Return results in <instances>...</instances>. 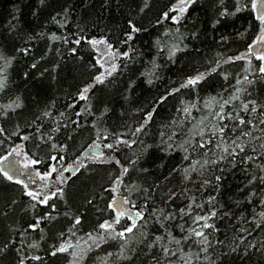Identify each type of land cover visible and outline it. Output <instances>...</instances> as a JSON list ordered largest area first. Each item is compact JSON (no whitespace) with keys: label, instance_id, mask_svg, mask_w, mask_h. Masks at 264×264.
<instances>
[{"label":"snow or ice","instance_id":"obj_1","mask_svg":"<svg viewBox=\"0 0 264 264\" xmlns=\"http://www.w3.org/2000/svg\"><path fill=\"white\" fill-rule=\"evenodd\" d=\"M112 2L104 0V6ZM115 2L119 8L124 0ZM152 2L141 0L119 31L102 29L100 36L86 38L77 25L75 39L45 31L48 24L27 33L19 26L20 9H14L8 36L22 43L0 46V185L5 192L0 259L48 264L38 254L46 239H52L44 249L47 256H64L65 264H250L255 255L264 257V0H231L230 6L215 0L212 32L219 33L241 13L251 14L256 30L244 51H218L203 70L196 68L173 81L175 86L148 109L121 105L117 112L111 101L95 98L102 90L98 86L119 84L130 73L121 94L128 101L138 80L151 87L160 79L157 58L175 64L179 53L189 51L186 42L201 37L199 21L190 13L200 0H171L152 27L165 21L174 27H166L150 42L149 51L155 49L151 67L133 70L130 65L145 55L136 42L142 34H151L137 16L146 14ZM48 7V0H38L32 15L38 18ZM72 12L71 3L61 6L49 14V24L66 29ZM250 31L252 26L237 30V38H246ZM229 39L222 34L216 44L226 47ZM39 40L57 56L60 49L53 45H75L69 52L87 69L88 79L64 111L55 101L40 107L36 97L33 108L9 72L17 57L28 56L29 45ZM39 64L32 62L30 69ZM59 67L54 62L40 76ZM29 75L24 72L23 79ZM205 84L219 90L202 96ZM169 97L178 100L174 115L156 125L158 108ZM85 132L86 146L70 155ZM101 168L107 183L87 199L95 219L86 220L67 199L66 173L75 176ZM230 178L237 181L234 187ZM13 185L21 198L9 194ZM21 213L22 219L31 217L26 226L16 219ZM61 218L67 226L57 228L53 239L41 225L55 227Z\"/></svg>","mask_w":264,"mask_h":264},{"label":"trees","instance_id":"obj_2","mask_svg":"<svg viewBox=\"0 0 264 264\" xmlns=\"http://www.w3.org/2000/svg\"><path fill=\"white\" fill-rule=\"evenodd\" d=\"M141 0H124L121 7H117L115 0H113L111 7L104 6V0H48L49 7L47 9H41L38 13V18L32 15L33 11H36L38 0H0V46L9 47L13 44L22 43L19 40H12L8 36L7 24L12 19V13L15 8H19L20 12L17 13L20 16L19 26L22 30L27 33L40 31L44 28L45 24H48L49 29L56 31L57 35L66 34L70 39H75L77 33V25L84 29L83 35L86 38L98 37L102 34V29H119L125 24L126 18L129 13L136 8ZM171 0H153L152 7L146 11V14L137 16V21L143 23L149 27V34H142L137 40L136 45L141 51L145 53L140 60L130 67L133 70H139L140 72L147 71L150 67V58L152 57L155 49L149 51V44L155 40L158 35L166 27H174L169 21H165L156 28L152 25L161 11L167 10ZM71 3L73 6V12L71 21L66 29H58L56 26L49 24L48 17L50 13L54 14L56 9L61 6ZM225 3L230 6L231 0H225ZM196 11L190 10L191 16L199 21L198 27L201 32V37L197 41H187L189 45V51L179 53L177 55V62L171 64L166 60L157 58V63L161 64L162 67L159 71L160 79L156 80L155 83L149 87L146 83H142L140 80L137 81V88L133 91L130 100L125 101L122 97L124 91L123 81L127 80L130 73H125L121 78L119 84H113L111 87L98 86L102 90L96 93L97 100H108L112 102L117 112L121 110V105L124 108L131 109H148L153 102L161 95H163L167 89L174 87L173 81H179L183 79L186 74H193L196 68H201L205 62L211 59L217 54V52H224L228 49L229 55L236 53L237 51H244L245 45L252 37L255 26L254 21L250 13H241L238 17L233 18L229 21V26L222 28L219 33L212 32L210 29V21L216 10L215 0H200V4L194 6ZM234 25V27L232 26ZM252 26V31L248 33V36L244 39L237 38V30H243ZM189 27L191 24L189 23ZM183 30V29H182ZM228 35L229 43L226 47H218L216 40L219 39L220 35ZM15 35V34H13ZM44 40H39L32 47V51L28 56H18L14 62L13 68L9 69L10 74L14 77L16 86L19 92L25 97L26 101L33 106V97H36L40 107L56 102L57 108L60 111H64V105L70 102L72 95L75 94L77 87L82 85L88 79L87 69L84 64L79 60L77 56H72L69 52V48L75 47V45L58 43L53 45V48L60 49V55L57 56L55 51L48 52ZM85 55V60L89 57L87 55L88 45H82ZM198 49V51L196 50ZM46 55V59L41 60V56ZM36 60H40L38 68L35 70L30 69V64ZM54 62H58L60 67L55 73L50 71L45 73L43 77L40 76V72L45 67L51 69ZM29 72V79L25 81L23 79V73ZM56 79L53 81L52 76ZM203 91L201 95L211 94L214 91H218L219 88L208 86L207 84L201 86ZM178 106V100L169 97L163 105L158 108L159 115L155 117V124L159 125L162 120H167L169 117L174 115L175 107ZM88 140V133L85 132L83 137H77L76 143L72 148L70 155L82 151V145L86 146ZM71 161L69 160V163ZM233 178H230L229 183L234 184ZM107 183V174L103 169L98 171H81L75 176L70 175L67 183L65 184V191L67 199L73 207V211H78L85 214V219H95V209L91 205L87 204V199L101 192V186ZM228 191H232L229 189ZM226 191L225 196L228 195ZM9 194H14L17 198L20 197V191L18 186H11L9 188ZM3 185H0V206L4 203ZM24 201L26 197L22 198ZM26 206V205H25ZM60 207L63 208V202H60ZM21 214H17L16 219L20 224L26 226L27 222L30 221L31 217L27 216L21 218ZM55 227L49 224H43L41 227L44 228L45 232L49 237L54 239L56 229L63 226H67V222L61 218L60 221L55 222ZM35 235V234H33ZM52 243V239H46L41 244V251L38 253L41 256L46 257L48 264H65V257L60 256L59 258H51L47 256L44 251ZM9 260L0 259V264H9ZM239 264V261H237ZM250 264H264V257L259 254L252 257Z\"/></svg>","mask_w":264,"mask_h":264},{"label":"rangeland","instance_id":"obj_3","mask_svg":"<svg viewBox=\"0 0 264 264\" xmlns=\"http://www.w3.org/2000/svg\"><path fill=\"white\" fill-rule=\"evenodd\" d=\"M66 176H68V177H69V176H70V174H67V173H66Z\"/></svg>","mask_w":264,"mask_h":264},{"label":"water","instance_id":"obj_4","mask_svg":"<svg viewBox=\"0 0 264 264\" xmlns=\"http://www.w3.org/2000/svg\"><path fill=\"white\" fill-rule=\"evenodd\" d=\"M87 153H85V155H86Z\"/></svg>","mask_w":264,"mask_h":264}]
</instances>
